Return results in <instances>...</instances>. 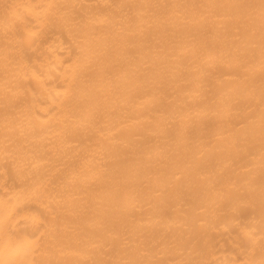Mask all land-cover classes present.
<instances>
[{
    "label": "bare ground",
    "instance_id": "6f19581e",
    "mask_svg": "<svg viewBox=\"0 0 264 264\" xmlns=\"http://www.w3.org/2000/svg\"><path fill=\"white\" fill-rule=\"evenodd\" d=\"M0 264H264V0H0Z\"/></svg>",
    "mask_w": 264,
    "mask_h": 264
}]
</instances>
